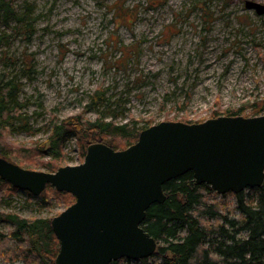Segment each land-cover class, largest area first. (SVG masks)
I'll use <instances>...</instances> for the list:
<instances>
[{
  "label": "rangeland",
  "instance_id": "1",
  "mask_svg": "<svg viewBox=\"0 0 264 264\" xmlns=\"http://www.w3.org/2000/svg\"><path fill=\"white\" fill-rule=\"evenodd\" d=\"M246 1L15 0L34 19L35 32L27 35L16 20H0V75L20 85L27 118L26 126L17 121L7 134L8 159L44 171L80 164L77 129L67 135L59 159L49 140L55 121L75 115L117 124L136 119L140 128L203 122L228 109L248 115L264 95V14L247 8ZM98 91L103 98L92 103ZM98 133L91 132L94 142L127 145L122 135ZM51 187L35 196L6 184L0 212L51 220L76 200ZM224 195L213 190L207 200L230 217L239 216L236 194ZM13 229V223L0 221V264H33L4 249ZM160 262L157 255L147 263L118 260Z\"/></svg>",
  "mask_w": 264,
  "mask_h": 264
},
{
  "label": "water",
  "instance_id": "2",
  "mask_svg": "<svg viewBox=\"0 0 264 264\" xmlns=\"http://www.w3.org/2000/svg\"><path fill=\"white\" fill-rule=\"evenodd\" d=\"M264 14V4L246 1ZM192 171L224 195L264 184V114L218 116L198 123L162 121L125 149L97 141L84 161L56 171L28 169L0 156V178L35 196L49 185L76 200L51 219L60 242L54 264H111L152 257L158 240L143 223L163 203L167 181Z\"/></svg>",
  "mask_w": 264,
  "mask_h": 264
},
{
  "label": "trees",
  "instance_id": "3",
  "mask_svg": "<svg viewBox=\"0 0 264 264\" xmlns=\"http://www.w3.org/2000/svg\"><path fill=\"white\" fill-rule=\"evenodd\" d=\"M14 4L15 0H0V20L6 23L16 20L18 30L27 35L33 34L34 19L29 14H23ZM19 95L20 85L13 79L6 80L5 74L0 75V153L6 158L9 151L5 149V140L11 126L17 121L23 126L27 123V118L22 114L23 105ZM102 98L103 92L98 91L92 103ZM251 108L252 112L246 116L263 114L264 95L256 99ZM226 115L240 113L228 109ZM132 122L117 124L102 119L91 121L82 115L55 121L49 138L50 148L55 150L53 158L59 159L57 156L62 152L67 135L75 129L81 136L83 159L89 144L97 136L91 135L92 131H99L98 135L105 137L124 136L127 140V145L123 147L125 149L138 140L143 129L152 125L149 123L140 128L136 119ZM59 167L52 165L50 170L56 171ZM6 184L11 183L0 178V191ZM164 190L166 200L152 204L143 223L144 228L158 240L154 256L161 258V264H264V184L236 194V210L240 214L237 217H230L221 210L219 204L207 200V194L213 192L212 187L206 183L198 184L192 171L167 181ZM54 191L75 199L68 192ZM204 218L217 222H205ZM0 221L15 225L9 236L11 245L4 247L9 253L15 252L17 258L33 264H54L60 242L50 219L26 218L16 213L0 212ZM148 260L145 258L141 261L147 263ZM111 264H118V261Z\"/></svg>",
  "mask_w": 264,
  "mask_h": 264
}]
</instances>
